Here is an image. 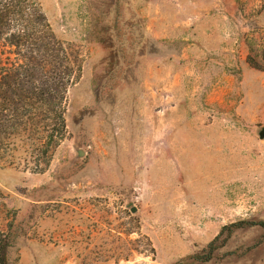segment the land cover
Wrapping results in <instances>:
<instances>
[{
    "label": "rangeland",
    "instance_id": "obj_1",
    "mask_svg": "<svg viewBox=\"0 0 264 264\" xmlns=\"http://www.w3.org/2000/svg\"><path fill=\"white\" fill-rule=\"evenodd\" d=\"M39 2L82 71L0 165V264H264V0Z\"/></svg>",
    "mask_w": 264,
    "mask_h": 264
},
{
    "label": "trees",
    "instance_id": "obj_2",
    "mask_svg": "<svg viewBox=\"0 0 264 264\" xmlns=\"http://www.w3.org/2000/svg\"><path fill=\"white\" fill-rule=\"evenodd\" d=\"M81 53L55 36L39 0H0V165L26 150L43 171L65 137L68 90Z\"/></svg>",
    "mask_w": 264,
    "mask_h": 264
},
{
    "label": "water",
    "instance_id": "obj_3",
    "mask_svg": "<svg viewBox=\"0 0 264 264\" xmlns=\"http://www.w3.org/2000/svg\"><path fill=\"white\" fill-rule=\"evenodd\" d=\"M258 136L260 139L264 138V127L260 129V131L258 132ZM83 152L79 151L78 152V156H82ZM131 212H135V208H132Z\"/></svg>",
    "mask_w": 264,
    "mask_h": 264
}]
</instances>
